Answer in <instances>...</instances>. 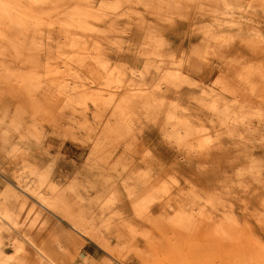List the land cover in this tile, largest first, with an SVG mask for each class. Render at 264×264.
I'll return each mask as SVG.
<instances>
[{
	"label": "rangeland",
	"instance_id": "1",
	"mask_svg": "<svg viewBox=\"0 0 264 264\" xmlns=\"http://www.w3.org/2000/svg\"><path fill=\"white\" fill-rule=\"evenodd\" d=\"M0 253L264 264V0H0Z\"/></svg>",
	"mask_w": 264,
	"mask_h": 264
},
{
	"label": "bare ground",
	"instance_id": "2",
	"mask_svg": "<svg viewBox=\"0 0 264 264\" xmlns=\"http://www.w3.org/2000/svg\"><path fill=\"white\" fill-rule=\"evenodd\" d=\"M31 1H37V0H31ZM43 1V0H42ZM79 8V7H78ZM68 9H69V7H68ZM73 9V8H72ZM8 10V9H7ZM53 10V9H52ZM51 10V11H52ZM87 12H88V10H87ZM86 12V13H87ZM59 13V12H58ZM68 14V13H67ZM74 14V13H73ZM91 15H92V13H90ZM93 14H95V13H93ZM65 15V14H64ZM78 15V14H77ZM82 15V14H81ZM86 16H88V15H86ZM85 16V17H86ZM80 18V17H79ZM90 18V17H89ZM83 23V22H82ZM20 46V45H19ZM18 46V47H19ZM18 47H17V49H18ZM8 48V47H7ZM8 49H10V51H11V47L10 48H8ZM6 50V49H5ZM21 50V49H20ZM19 50V51H20ZM70 50V49H69ZM7 51V50H6ZM74 52H75V50H74ZM19 53V52H18ZM3 54V53H2ZM78 54V53H77ZM151 54V53H150ZM4 55V54H3ZM10 55V54H9ZM20 56V55H19ZM26 59V58H25ZM25 62V61H24ZM7 63V62H6ZM8 64V63H7ZM30 64H31V61H30ZM32 68H34L33 66H32ZM51 68V67H50ZM31 70V69H30ZM37 71V70H36ZM48 71V74H49V70H47ZM5 72V71H4ZM3 72V73H4ZM9 71H7V73H8ZM10 72H12V71H10ZM54 72V71H53ZM13 74V73H12ZM47 74V75H48ZM53 74V73H52ZM17 76V75H16ZM49 76H50V74H49ZM7 77V76H6ZM14 78V77H13ZM12 78V79H13ZM17 80H18V78H17ZM32 80H34V79H32ZM37 80H39V79H37ZM16 81V80H15ZM29 81V80H28ZM12 82V81H11ZM31 81H29V83H30ZM33 82V81H32ZM24 84V83H23ZM15 86V85H14ZM23 88V87H22ZM16 91V90H15ZM25 184V183H24ZM22 187H24V185H21ZM26 186V185H25ZM19 188V187H18ZM26 188V187H25ZM19 190L21 191V192H23L22 194H24L26 197H30L36 204H37V206L39 205L40 207H41V209H46V210H48V207H49V201L45 198V197H41L40 195H36V194H33V195H30L29 193H30V191H29V193L28 192H26V190H24L23 188L22 189H20L19 188ZM28 190H30V189H28ZM14 192V191H13ZM33 193V192H32ZM12 195V194H11ZM18 194H16V196H17ZM19 198V197H18ZM17 198V199H18ZM22 198V197H21ZM23 199V198H22ZM21 201V200H20ZM23 201H25V200H23ZM22 203V202H21ZM28 202H25V204H27ZM23 205H24V203H23ZM29 205V204H28ZM211 205V204H210ZM3 207H4V205H2ZM1 206V208L3 209V207ZM31 206V205H30ZM33 206V209L32 210H35V208H36V206L34 207V205H32ZM32 206L30 207V208H32ZM38 206V207H39ZM24 207V206H23ZM29 208V207H28ZM213 208V207H212ZM7 209V208H6ZM37 209V208H36ZM4 211V210H3ZM7 212V211H6ZM29 212H31V209L30 210H28V213ZM33 212V211H32ZM37 212V211H36ZM41 212V211H40ZM49 212V211H48ZM34 213V212H33ZM38 213H39V211H38ZM30 214V213H29ZM35 214V213H34ZM36 215V214H35ZM39 215V214H38ZM42 215V214H41ZM34 216V215H33ZM36 217H38V216H36ZM226 219V218H225ZM233 220V219H232ZM224 222V221H223ZM226 222V221H225ZM234 222V221H233ZM237 222V221H236ZM227 223V222H226ZM71 224L72 225H69V227H70V229L73 231L74 230V232H76L77 234H82L81 233V231H82V225L78 222V221H76V220H72V222H71ZM228 224V223H227ZM233 224V223H232ZM215 226V225H214ZM220 227V226H219ZM225 227V226H224ZM32 231V230H31ZM221 231V230H220ZM33 232V231H32ZM31 232V233H32ZM28 233H30V231L28 232ZM27 233V234H28ZM225 233V232H224ZM232 233V232H231ZM30 236H31V234H30ZM30 236H27V237H30ZM227 236V235H226ZM229 237V236H228ZM29 240H31L30 238H29ZM32 241V240H31ZM32 244V243H31ZM33 244H35V243H33ZM42 244V243H41ZM41 246V245H40ZM39 246V247H40ZM42 246H43V244H42ZM18 247H20L21 248V244H20V242L18 243ZM36 248V247H35ZM41 248H43V247H41ZM37 251V250H36ZM51 251H49V252H46V254H48V253H50ZM2 253V252H1ZM0 253V264H6L7 263V259H8V257H7V254L5 253V255H3V254H1ZM53 253V252H52ZM51 253V254H52ZM43 254H44V252H43ZM55 255V254H54ZM53 254H52V256L50 255L49 257H55ZM40 257V256H39ZM47 257V256H46ZM36 260H37V257H36ZM50 260V259H49ZM50 263V262H49ZM53 263V262H52Z\"/></svg>",
	"mask_w": 264,
	"mask_h": 264
},
{
	"label": "crops",
	"instance_id": "3",
	"mask_svg": "<svg viewBox=\"0 0 264 264\" xmlns=\"http://www.w3.org/2000/svg\"><path fill=\"white\" fill-rule=\"evenodd\" d=\"M84 253L88 254L89 256H93V254L91 252L87 251V248H86V250H84Z\"/></svg>",
	"mask_w": 264,
	"mask_h": 264
}]
</instances>
